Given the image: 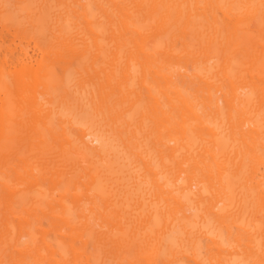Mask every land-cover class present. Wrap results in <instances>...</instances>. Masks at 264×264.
Returning a JSON list of instances; mask_svg holds the SVG:
<instances>
[{"label": "bare ground", "instance_id": "obj_1", "mask_svg": "<svg viewBox=\"0 0 264 264\" xmlns=\"http://www.w3.org/2000/svg\"><path fill=\"white\" fill-rule=\"evenodd\" d=\"M4 35L0 264H264V0H0Z\"/></svg>", "mask_w": 264, "mask_h": 264}, {"label": "rangeland", "instance_id": "obj_2", "mask_svg": "<svg viewBox=\"0 0 264 264\" xmlns=\"http://www.w3.org/2000/svg\"><path fill=\"white\" fill-rule=\"evenodd\" d=\"M24 46H26V43H23ZM23 46L20 45L19 41L17 39L12 38L11 36L0 37V55L3 56V54L7 57V63L10 64L13 61L17 59V57L21 53V49ZM27 50L31 54L34 50L33 44L30 43L29 46H27Z\"/></svg>", "mask_w": 264, "mask_h": 264}]
</instances>
